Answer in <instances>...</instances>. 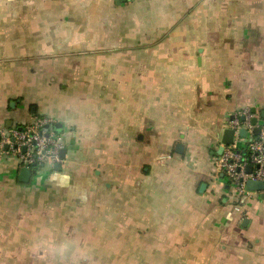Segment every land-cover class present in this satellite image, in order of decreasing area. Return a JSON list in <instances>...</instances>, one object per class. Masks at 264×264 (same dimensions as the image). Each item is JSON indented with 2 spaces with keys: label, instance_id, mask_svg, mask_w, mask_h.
Segmentation results:
<instances>
[{
  "label": "crops",
  "instance_id": "0c3cea01",
  "mask_svg": "<svg viewBox=\"0 0 264 264\" xmlns=\"http://www.w3.org/2000/svg\"><path fill=\"white\" fill-rule=\"evenodd\" d=\"M246 109L264 126V0H0V137L43 118L67 150L29 183L0 156V264L61 236L91 264H264L263 193L217 166Z\"/></svg>",
  "mask_w": 264,
  "mask_h": 264
},
{
  "label": "built area",
  "instance_id": "2783aa9c",
  "mask_svg": "<svg viewBox=\"0 0 264 264\" xmlns=\"http://www.w3.org/2000/svg\"><path fill=\"white\" fill-rule=\"evenodd\" d=\"M255 119H258L255 113L246 109L230 120L234 141L232 145L225 146L217 160L219 170L237 196L247 197L251 193L246 188L248 181L264 183V130L256 137L255 130L260 125L253 124ZM242 130L246 131V138H242ZM244 144L245 152L242 150ZM65 148L64 140L57 136L52 122L43 118H34L31 123L8 130L0 137V156L15 158L20 169L29 168L31 171L47 164L55 166L61 163V152ZM250 166L253 171L248 174Z\"/></svg>",
  "mask_w": 264,
  "mask_h": 264
},
{
  "label": "rangeland",
  "instance_id": "374dc122",
  "mask_svg": "<svg viewBox=\"0 0 264 264\" xmlns=\"http://www.w3.org/2000/svg\"><path fill=\"white\" fill-rule=\"evenodd\" d=\"M36 169H40V167H37ZM79 228L77 230V233H78L77 235H79V233H82L83 230H85L84 227H83L84 229L83 228L79 229ZM113 230L114 229H109V233H111ZM93 232H94V229H93ZM96 232H97V229H96ZM101 232H102V229H98L97 234H100ZM97 240L99 243V240H101L100 237H98ZM112 240H115V236L112 237ZM60 241H61L60 244L55 243L54 245L47 244V242H46L44 244V249H47L48 251H50V250L52 251L48 256H46L48 259L46 258L44 260V262L42 260H29V264H51V261H53L55 264H60V262L58 260H55V259H58V257H55V256H58L60 254L62 257L63 252H66L64 254L66 256H68L71 253V259L66 260V262H69L68 264H86V263H81L80 258L84 257V255H86L85 251H87V249L90 246H97L96 243L93 245L92 244L88 245V244L81 243V242L69 243L68 238L65 236H61ZM99 245H100V243H99ZM80 247H81V249H83L81 252L78 250V248H80ZM73 248L76 249L75 250L76 253H74L72 256ZM114 250H115V244H113V242H112L109 244V254H111V252H113ZM94 262H95L94 264H101V261H99V260H97V262L94 260ZM61 264H64V262ZM87 264H91V260L88 259Z\"/></svg>",
  "mask_w": 264,
  "mask_h": 264
},
{
  "label": "water",
  "instance_id": "95a60500",
  "mask_svg": "<svg viewBox=\"0 0 264 264\" xmlns=\"http://www.w3.org/2000/svg\"><path fill=\"white\" fill-rule=\"evenodd\" d=\"M262 117L264 119V114H262ZM244 120V118H243ZM254 125H258V119H255L253 121ZM59 128V127H58ZM264 130V126H258L255 130V135L256 137H259L262 132ZM241 136L242 138H246L247 137V133L245 130L241 131ZM234 141V131L231 129H228L225 133H224V137H223V145L224 147H221L220 151H219V155L221 156L222 153L224 152L225 146H230L233 144ZM177 152L178 153H182L183 152V147L182 146H178L177 147ZM66 155H67V150L64 149L61 152V163H58L56 165V169L57 171H61L62 169V162H64L66 160ZM253 171L252 167L250 166L248 168V174H251ZM32 177V171L29 168H23L21 169L20 173H19V180L22 183H29ZM205 188V185L202 186V190ZM246 188L249 192H264V183L263 182H259V181H248ZM262 199H264V194L262 195ZM247 200V197H245L243 199V202H245Z\"/></svg>",
  "mask_w": 264,
  "mask_h": 264
},
{
  "label": "trees",
  "instance_id": "16d2710c",
  "mask_svg": "<svg viewBox=\"0 0 264 264\" xmlns=\"http://www.w3.org/2000/svg\"><path fill=\"white\" fill-rule=\"evenodd\" d=\"M35 170H37V169H35ZM87 262H88V259L87 258H82L81 259V263H86L87 264ZM93 264H94V262H93Z\"/></svg>",
  "mask_w": 264,
  "mask_h": 264
}]
</instances>
